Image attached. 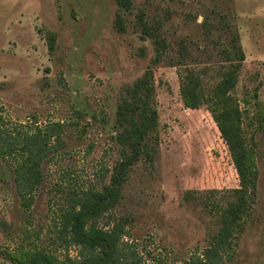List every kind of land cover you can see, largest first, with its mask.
Here are the masks:
<instances>
[{
	"label": "rangeland",
	"instance_id": "1",
	"mask_svg": "<svg viewBox=\"0 0 264 264\" xmlns=\"http://www.w3.org/2000/svg\"><path fill=\"white\" fill-rule=\"evenodd\" d=\"M143 23L163 40L159 55L141 33ZM233 39L244 61L226 64ZM235 66L229 96L242 113L256 187L224 264H264V0H130L128 10L115 0H0V131L56 122L63 130V144L43 161L42 183L26 210L15 192L13 161L1 160L0 264H12L4 253L20 247L58 261L79 258V247L60 238L61 215L77 196L108 183L105 172L119 150L116 107L124 87L149 68L155 138L147 141L149 155L132 166L119 202L96 225L123 224V240L144 264H186L201 255L238 187L209 113L211 92ZM187 90L199 101L193 109L184 106Z\"/></svg>",
	"mask_w": 264,
	"mask_h": 264
},
{
	"label": "trees",
	"instance_id": "2",
	"mask_svg": "<svg viewBox=\"0 0 264 264\" xmlns=\"http://www.w3.org/2000/svg\"><path fill=\"white\" fill-rule=\"evenodd\" d=\"M115 1L120 8H130V0ZM115 26L123 32L124 25L119 16ZM140 31L152 40L159 55L163 40L144 23L140 25ZM54 40L55 36L51 34L49 51L53 50ZM235 42V39L231 41L234 51L225 55L226 64L244 61V53ZM236 70L237 66L223 72L219 85L211 92L213 108L209 113L230 152L238 187L231 190L232 200L221 209L219 229L210 241L211 246L201 255H194L186 264H224L225 259L229 258L235 233L250 216L256 187L255 162L242 136V113L235 99L229 96ZM154 83V73L149 68L131 85L124 87V95L115 113L117 132L114 142L119 148L118 159L105 172L109 175L108 183L103 184L100 190H90L77 196L61 215L60 238L66 246L79 247V258L65 257L64 261H58L51 254L20 247L15 252L4 253L12 264H144L140 255L123 240L126 234L123 224L116 222L105 229L98 227L96 220L119 202L132 166L142 156L149 155L147 141L152 134V138H155L158 123ZM184 98V106L188 109L195 108L199 103L188 90ZM62 135L59 122L46 124L42 128L34 126L33 131L20 133L0 131V166L3 159L13 161L12 180L20 205L25 210L31 206L34 192L42 183L41 165L45 159L56 155L63 144Z\"/></svg>",
	"mask_w": 264,
	"mask_h": 264
}]
</instances>
